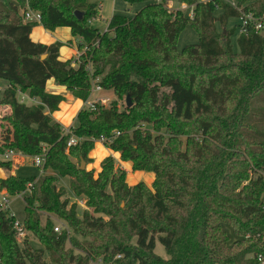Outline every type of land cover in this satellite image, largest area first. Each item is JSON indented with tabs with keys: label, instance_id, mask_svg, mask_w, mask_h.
<instances>
[{
	"label": "trees",
	"instance_id": "obj_1",
	"mask_svg": "<svg viewBox=\"0 0 264 264\" xmlns=\"http://www.w3.org/2000/svg\"><path fill=\"white\" fill-rule=\"evenodd\" d=\"M170 1L124 0L144 7L134 17L113 16L100 33L88 24L100 9L87 0H0V105L11 108L13 128L12 144L1 146L28 157L45 150L43 169L59 175L0 179L10 196L24 193L28 233L20 243L9 212H0V264H47L46 253L56 264H264V29L241 33L239 52L232 42L237 29L227 30L230 19L248 14L264 21V0H234L235 6L178 0L193 8V19L170 9ZM218 8L223 13L216 17ZM28 9L41 14L40 23L26 20ZM38 25L69 28L90 48L88 56L78 68L61 61L63 43L32 40ZM188 25L200 40L180 52ZM51 80L83 101L98 80L123 107L113 102L81 110L73 133L82 141L68 148L52 117L65 99L47 91ZM22 95L39 104L21 103ZM102 136L113 138L105 145L135 170L155 175L152 189L129 186L110 157L98 177L81 169ZM11 167V161L0 163ZM60 178L69 179L92 213L78 216L77 205L57 187ZM51 215L67 230L55 232ZM223 225L232 228L235 242ZM68 230L79 238L72 243L79 254L65 248ZM157 241L169 259L155 253Z\"/></svg>",
	"mask_w": 264,
	"mask_h": 264
},
{
	"label": "rangeland",
	"instance_id": "obj_2",
	"mask_svg": "<svg viewBox=\"0 0 264 264\" xmlns=\"http://www.w3.org/2000/svg\"><path fill=\"white\" fill-rule=\"evenodd\" d=\"M221 1H223L224 3H228V4H232L233 2V0H221ZM87 2L93 5H97V7L101 9L100 17L90 19L88 22L90 26L97 29L100 33H105L107 31L109 22L111 21L113 16L120 15V16L134 17L144 7V4L130 5L124 2V0H87ZM184 5H185L184 3H180L178 0H172L169 3V8L172 10H181L182 12L185 13L187 17H190L192 8L186 5L188 7L183 10ZM221 13H222V9L218 8L215 12V16H219L221 15ZM38 26L45 29L43 25H38ZM240 26H241V20H239V18H233V19H230L227 30H231L234 28L239 30ZM45 30L48 32H54V31H49L47 29ZM217 31L222 32V29L219 24H217ZM71 38H73V36H71ZM199 40H200L199 34L197 33V31L191 25H188L183 30V32L181 33L179 37L177 48L181 52L188 46L197 45L199 43ZM71 41L72 42H69V45L75 43L77 46V53L75 57L71 59L73 62L72 64L75 68H78L80 61H82L83 58H86L88 56L90 48H88L86 44L82 45L80 38L74 37V39H72ZM233 48L235 52H239V47H238L236 40L233 41ZM53 84L56 87H61L65 89L59 95H62L64 97L65 99L64 103L66 106H64L63 109L58 113V117L60 114L63 115L64 110H67L71 106V109L67 111V113L65 114V117L63 115L61 120L58 121V123H60L62 127L73 129V127L78 126V122L76 121V118L80 112L79 110H80V107L82 106L81 101L83 100L80 101V99L75 98L74 95L66 87L58 86L54 82V80H53ZM47 91H48V87H47ZM1 97L2 96L0 95V101H1ZM33 100L34 101L27 100L26 105L32 106V105L39 104V100L37 99H33ZM113 102H118L119 107L120 108L123 107V100H118V98L115 96L113 91L102 89V91L97 92L91 89L90 96L87 101H83L85 106L83 105V108L81 110L89 109L88 103H97L96 107L99 105L108 107ZM10 112H11L10 107L0 105V144L2 145L12 144L11 133L13 131V128H12L10 119L8 118ZM52 117L56 121V118L54 117V115ZM148 129H151V127L148 126ZM180 139L185 143L186 141L185 136L181 137ZM109 157L112 158L114 161L116 172L125 173V180L129 186L133 187L137 185L138 183H144L149 189H152V185L155 179V175L153 173H150L148 171L135 170L133 168L132 162L122 160L120 153L114 152L113 150L108 148L103 143L97 142V140L94 143V148L89 153L90 161L86 162L82 160L80 164L81 169L83 166V162H85V168L82 170L93 171L94 176L98 177V175L102 172L103 162ZM11 164H12V167L10 169L0 168V173L2 174L4 178H8L14 175L20 178H32V177L40 178V177H46V176L47 177L53 176V177L59 178V175L51 169L44 170V169H39L38 167H36L33 164V157H28L25 155H22L20 157L17 156L11 161ZM57 187L64 188V190L66 191L64 198L69 197L70 198L69 201H71V204L77 205L78 216L80 218L83 217L84 212L92 213V210L88 208L86 205V199L77 198L74 196L70 188V183H69L68 178H60L57 183ZM108 191H110V189ZM19 194L23 195V192L18 193L15 196H11L10 208H11L12 213L15 215L16 219L20 222H24L26 204H25V200L23 199V197L19 196ZM83 203H84V206H83ZM50 218L55 223V226H60L64 230H67L68 226L62 220H60L57 216L51 215ZM223 228L226 231V233L229 235V237L231 238L232 243L235 242L237 240V237L235 233L233 232L232 228L229 227L228 225H223ZM78 239L79 238H76L74 234L72 235L70 234V237L68 238L65 244L66 250H73L76 254H79L80 251L77 250L72 244L74 241ZM17 240H18V237H17ZM23 240H20V241L18 240V241L21 243ZM132 243L135 244L136 239H133ZM31 244L34 249H39L41 247L39 242L33 239L32 236H31ZM155 253L164 259H169V256L165 248L158 241L156 243ZM45 260L47 264H56L51 261L48 253L45 254ZM98 261L99 259H97L96 261L95 260L91 261V264H97Z\"/></svg>",
	"mask_w": 264,
	"mask_h": 264
},
{
	"label": "built area",
	"instance_id": "obj_3",
	"mask_svg": "<svg viewBox=\"0 0 264 264\" xmlns=\"http://www.w3.org/2000/svg\"><path fill=\"white\" fill-rule=\"evenodd\" d=\"M233 6H235V4H233ZM187 7L188 6H186V4H185L183 6V10L186 9ZM25 18L27 21L36 22V23H40L42 20V16L40 13H35L30 9H28L27 12L25 13ZM189 18L190 19L194 18L193 8H192V12H191V15ZM241 21H242L241 33H246L249 26H254L255 30H257V31H261L264 29V21L256 20L254 18V16L251 14L245 15L241 19ZM89 71H90V74H92L91 69H89ZM92 90L97 91V92L102 91V87L98 84V80H93ZM26 98H27V96L22 95L20 98V102L25 103ZM96 104L97 103H88L89 110L95 111L97 108ZM63 134H64V136L68 137L67 146L69 148L72 146L78 145L82 141V139H79L73 133V129L63 127ZM119 135H120V133L117 132L116 136H119ZM112 139L113 138H106V137L102 136L99 140H97V142H101L105 145L107 143H112ZM19 155H22V154L20 152H18L17 150H15L13 148H5V147H2L0 145V163L12 161L15 157H17ZM46 159H47L46 151L43 150V152L41 154L33 157V164L36 167H38L39 169H43L45 166V163H46ZM28 187L31 189L33 187V184L32 183L28 184ZM19 196L23 197V199H24V193H23V195L19 194ZM10 198H11V196L8 194V192L6 190L1 192V194H0V212H9V217L11 219H13V227H14V230L16 231V235L18 237V240L20 241V240H23L26 238L27 230L25 228L24 223L18 221L16 219L15 215L12 213L11 208H10ZM83 206H84V203H83ZM62 231H63L62 227H60V226L55 227V232L60 234ZM68 234L70 235V230H68ZM118 258H121V256H118ZM259 261L263 263V259L261 256H259ZM97 263L102 264V260H99Z\"/></svg>",
	"mask_w": 264,
	"mask_h": 264
},
{
	"label": "crops",
	"instance_id": "obj_4",
	"mask_svg": "<svg viewBox=\"0 0 264 264\" xmlns=\"http://www.w3.org/2000/svg\"><path fill=\"white\" fill-rule=\"evenodd\" d=\"M203 1L206 2L208 0H203ZM233 4H235L234 0L232 2V5ZM222 13H223V10H222ZM222 13H221V15H222ZM221 15H219V16H221ZM219 16H216V17H219ZM239 20H241V19H239ZM229 22H230V20H229ZM229 22H228V25H229ZM241 24H242V21H241ZM228 25H227V29H228ZM240 34H241V28H239V30H236V34L232 37V42L234 40L237 41V39H238ZM71 36H72L71 35V30L69 28H58L54 32H48L44 28L38 26V27L33 29L31 38H32V40L34 42L45 44V45H52V44H54L56 42L63 43L64 46L60 49V60L65 62V61L73 59L75 57L76 53H77L76 44L73 43V44L69 45V42H72L71 40L74 39V37L71 38ZM47 87H48V92L49 93L57 94V95H59L61 92H63L65 90L64 88L54 86L53 80L48 82V86ZM27 100L34 101L33 99H30L28 96H27V98L25 100V103H26ZM81 102H82V106L80 107L79 111H81V109L83 108V105H84L83 101H81ZM64 106H66V105L63 102L61 107H60V110L57 113L54 114V117L56 118L57 122L61 120L63 115L65 117V114L67 113V111L71 109V106H70L67 110H64L63 115L60 114L59 117H58V113L63 109ZM11 142H12V139H11ZM20 156H22V155H19V157ZM1 192L2 191L0 190V194H1Z\"/></svg>",
	"mask_w": 264,
	"mask_h": 264
},
{
	"label": "water",
	"instance_id": "obj_5",
	"mask_svg": "<svg viewBox=\"0 0 264 264\" xmlns=\"http://www.w3.org/2000/svg\"><path fill=\"white\" fill-rule=\"evenodd\" d=\"M75 15H76L79 19H81L82 16H83V14L80 13V12H76ZM45 57H46V56H43V59H44ZM127 105H128V106H131V105H132V102H131V100H130L129 97L127 98ZM84 168H85V162H83V166H82V169H84ZM0 179H4V177L2 176L1 173H0Z\"/></svg>",
	"mask_w": 264,
	"mask_h": 264
}]
</instances>
